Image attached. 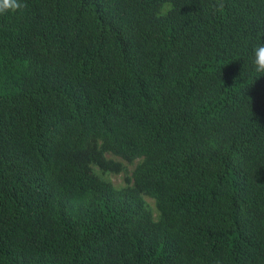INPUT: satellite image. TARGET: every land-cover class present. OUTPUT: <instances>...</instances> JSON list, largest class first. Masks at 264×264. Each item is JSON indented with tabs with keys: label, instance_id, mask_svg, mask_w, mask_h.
<instances>
[{
	"label": "trees",
	"instance_id": "16d2710c",
	"mask_svg": "<svg viewBox=\"0 0 264 264\" xmlns=\"http://www.w3.org/2000/svg\"><path fill=\"white\" fill-rule=\"evenodd\" d=\"M20 2L0 13V264H264V0ZM108 154L138 162L123 187Z\"/></svg>",
	"mask_w": 264,
	"mask_h": 264
},
{
	"label": "clouds",
	"instance_id": "9594fccd",
	"mask_svg": "<svg viewBox=\"0 0 264 264\" xmlns=\"http://www.w3.org/2000/svg\"><path fill=\"white\" fill-rule=\"evenodd\" d=\"M25 6L20 0H0V13L16 12ZM223 7V3H220L217 10L222 11ZM252 65L257 73L264 74V40L252 47Z\"/></svg>",
	"mask_w": 264,
	"mask_h": 264
},
{
	"label": "rangeland",
	"instance_id": "374dc122",
	"mask_svg": "<svg viewBox=\"0 0 264 264\" xmlns=\"http://www.w3.org/2000/svg\"><path fill=\"white\" fill-rule=\"evenodd\" d=\"M108 157L113 158L114 160L120 162L124 168L121 172L108 173V174H106L105 177L110 179L116 187L125 186L127 184V182H126L127 176L130 178L133 177V172H134L138 162L135 161V162L131 163V162L124 160L123 158H121L119 156H115V155H111V154H108ZM146 200L149 203V205L152 207V209L155 211V213H157L155 200L150 198V197H146Z\"/></svg>",
	"mask_w": 264,
	"mask_h": 264
}]
</instances>
